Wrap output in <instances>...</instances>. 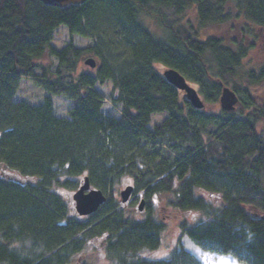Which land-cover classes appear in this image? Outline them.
<instances>
[{"label": "trees", "instance_id": "trees-1", "mask_svg": "<svg viewBox=\"0 0 264 264\" xmlns=\"http://www.w3.org/2000/svg\"><path fill=\"white\" fill-rule=\"evenodd\" d=\"M191 9L196 23L186 20ZM232 23H245L246 38L264 30V0H88L64 9L0 0V167L23 180L0 173V264H202L181 243L154 257L165 225L151 207L162 196L200 215L181 223V238L264 264V107L251 94L264 86V64L245 69L254 47L244 39H202L203 30ZM61 27L71 39L114 33L130 63L118 76L103 58L95 74L79 71L88 54L101 53L73 40L56 47ZM165 68L197 89L204 109L165 80ZM22 78L48 94L41 105L16 102ZM108 81L119 117L102 112L94 90ZM224 86L240 103L209 112ZM53 96L72 101L67 118L54 114ZM158 114L167 117L149 129ZM85 176L108 197L88 220L58 191L77 190ZM128 176L135 190L124 205L116 196ZM141 197L146 210L136 219Z\"/></svg>", "mask_w": 264, "mask_h": 264}, {"label": "rangeland", "instance_id": "rangeland-1", "mask_svg": "<svg viewBox=\"0 0 264 264\" xmlns=\"http://www.w3.org/2000/svg\"><path fill=\"white\" fill-rule=\"evenodd\" d=\"M186 20H190L196 23V11L191 9L186 17ZM245 24V23H244ZM244 24L240 23H232L227 24L218 28H211L202 31V39L205 40L209 37H220L226 41L229 40H246L247 45H253V49L251 50L249 56L244 61L245 69L257 68L264 64V30L254 27L252 30L254 32L253 36L248 38L244 37L240 32L242 31V27ZM71 40L78 48H88L90 46H96L100 51V56H96L93 52L88 54L86 58H93L97 63V68H99L100 63L102 62V58L109 64V66L115 72V75L118 76L119 70L121 68L123 70L125 65L130 63V50L124 48L125 44H122V39L115 38V34H107V33H98L93 34L92 37L85 38L80 36H74L72 39L68 34V30L65 27H61L54 38V45L58 48L64 47ZM98 50H96L98 52ZM51 60L45 58L43 63L50 64ZM96 69H91L89 66H86L85 63H81L79 67V71H84L87 73L95 74ZM100 99L102 101V112L106 115H111L115 117L120 116L121 109L113 107L111 103L110 95L113 90V82L108 81L103 86H96L94 89ZM256 102L261 104L264 107V86L261 87L257 91H252ZM258 96H255V95ZM241 95V94H239ZM48 96L40 87L36 86L35 83L29 78H22L19 84L18 92L15 96L16 102L25 101L31 105H41L44 102V99ZM243 96L241 95V98ZM53 105H54V114L61 119L67 118L68 113L73 105L72 101L66 99L65 97L53 96ZM218 109L213 108L212 111L209 112H217ZM210 109V108H209ZM167 117L166 114H158L152 117V122L148 126L149 129H153L155 125H159L162 121ZM263 125L259 126V129L262 128ZM0 173L4 178H17V181H23L20 177H18L14 172H10L5 167H0ZM132 177H125L123 179V184L121 187L117 189V199L120 200V191L124 189L128 184H131ZM61 197L66 201L68 207L72 212H75L74 202H73V194L76 190L62 188L58 190ZM168 197H159L154 200L153 206L157 214L158 219L165 225V230L162 234V246L161 248L154 253L155 258H164L167 257L171 251H173L176 246L180 243L187 249L192 255H194L202 264H240L231 256H222L212 253H207L195 246L191 243L187 238H181V230L180 225L182 222H188L189 224H194L198 218L200 217L197 213H185L181 212L177 209L170 207L167 203ZM137 208V205H136ZM135 208V209H136ZM145 213V212H144ZM144 213H138L137 210L134 211L133 217L136 219L144 218ZM90 217L81 218L82 220H88ZM95 263L93 264H104L105 261L97 260L94 257Z\"/></svg>", "mask_w": 264, "mask_h": 264}, {"label": "water", "instance_id": "water-1", "mask_svg": "<svg viewBox=\"0 0 264 264\" xmlns=\"http://www.w3.org/2000/svg\"><path fill=\"white\" fill-rule=\"evenodd\" d=\"M46 6L64 9L70 6L79 7L88 0H40ZM86 64L95 68L96 63L93 59L86 60ZM165 80L174 86L177 90L183 92L184 98L195 108L204 109L205 103L201 99L199 92L195 87L191 86L187 79L177 70L168 68L163 70ZM240 99L235 91L230 87L224 86L219 100L220 108L223 111H234L239 104ZM134 192L132 185L127 186L120 192L122 203L126 204L130 200ZM73 200L75 209L79 216H91L106 203L107 196L102 190L94 189L91 186L89 177L84 178L81 187L74 193ZM145 205L143 200L139 205V211L142 212Z\"/></svg>", "mask_w": 264, "mask_h": 264}, {"label": "flooded vegetation", "instance_id": "flooded-vegetation-1", "mask_svg": "<svg viewBox=\"0 0 264 264\" xmlns=\"http://www.w3.org/2000/svg\"><path fill=\"white\" fill-rule=\"evenodd\" d=\"M141 199H142V197L140 198V200H138V203L141 201ZM138 203H137V204H138ZM145 207H146V206H145ZM144 210H146V209H144Z\"/></svg>", "mask_w": 264, "mask_h": 264}]
</instances>
